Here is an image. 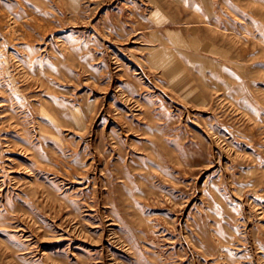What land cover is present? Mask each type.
Instances as JSON below:
<instances>
[{"label":"rangeland","instance_id":"rangeland-1","mask_svg":"<svg viewBox=\"0 0 264 264\" xmlns=\"http://www.w3.org/2000/svg\"><path fill=\"white\" fill-rule=\"evenodd\" d=\"M0 264H264V0H0Z\"/></svg>","mask_w":264,"mask_h":264}]
</instances>
